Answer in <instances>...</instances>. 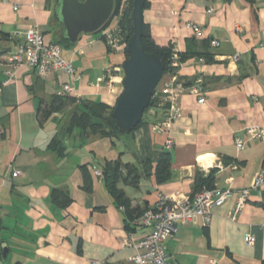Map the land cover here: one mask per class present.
Instances as JSON below:
<instances>
[{
	"label": "crops",
	"instance_id": "0c3cea01",
	"mask_svg": "<svg viewBox=\"0 0 264 264\" xmlns=\"http://www.w3.org/2000/svg\"><path fill=\"white\" fill-rule=\"evenodd\" d=\"M128 6L124 0L123 9ZM55 9L56 0H0V264H129L135 249L127 245L128 215L104 181L107 161H119L121 172L130 177L118 187L129 198L133 217L156 205L161 194L176 200L193 197L207 187L197 186V172L207 177L213 171L212 188L235 190L213 207L210 221L178 224L166 241L168 264H264V186L250 189L237 219L229 218L238 190L250 187L263 170L264 138L238 150L235 137L244 135L246 125L264 126V0H148L144 25L157 44L173 43L177 54L174 74L183 89L178 101L182 116L169 133L153 129L169 113L158 87V103L134 131L102 137L75 128L63 141L64 155L49 145L62 136L77 105L102 103L109 112L114 109L123 90L126 51L110 50L101 31L63 44V57L81 76L74 83L79 97L70 95L77 98L71 107L44 117L54 97L67 94L70 76L60 70L41 76L23 65L9 78L7 70L11 53L24 42L16 32L37 24L48 42L63 38ZM189 23L198 25L201 34ZM212 40L220 45L212 46ZM207 54L210 60L201 63ZM197 77L203 78L204 104L189 88ZM163 151L172 153L171 176L159 182L155 168ZM135 179L137 184H131ZM54 189L68 196L65 207L53 202ZM149 230L137 227L132 233L139 240ZM247 234L255 236L254 244L247 242Z\"/></svg>",
	"mask_w": 264,
	"mask_h": 264
},
{
	"label": "built area",
	"instance_id": "2783aa9c",
	"mask_svg": "<svg viewBox=\"0 0 264 264\" xmlns=\"http://www.w3.org/2000/svg\"><path fill=\"white\" fill-rule=\"evenodd\" d=\"M188 27L201 34V28L198 25L189 23ZM16 35L22 37L24 42L9 57L10 68L7 70L9 78H13L19 67L23 65L33 68L41 76L60 70L71 78V82L64 85V92L79 97L74 83L81 76L77 73L73 63L63 57L61 45L48 42L37 24L30 25L25 31L16 32ZM101 35L110 50L126 51L128 41L119 24L105 27L101 31ZM211 45L217 47L220 42L212 40ZM173 58V66H178L177 56L174 55ZM200 62L205 63L206 61L204 58H200ZM113 83H115L114 77H111L109 80L111 91H114ZM202 85L203 78L197 77L189 87L193 94L199 96V104H204L207 100L203 95ZM158 87L163 95L162 101L169 105V113L167 118L156 123L153 129L157 132L169 133L174 120L182 116L178 101L183 89L182 85L177 82V76L172 72L165 80L160 81ZM243 131V136L235 137V145L238 150L244 149L250 140H262L264 138L263 125H246ZM3 132V128L0 127V135ZM171 144L172 140L168 139L167 145L170 146ZM93 171L95 175L102 176V170L99 168L93 167ZM19 173L20 171L16 170L13 172V176L16 177ZM263 186L264 171L262 170L257 173L250 187L238 190L236 207L229 218L233 221L237 219L238 213L249 198L250 189H259ZM234 192L235 190L232 188L203 187L193 197H186L181 200L171 199L169 196L162 194L159 195L156 205L147 208L141 216L132 222L136 227H148L150 230L139 240L134 238L132 232L129 233L127 245L135 249L129 264H168L166 241L176 233L178 224H188L197 219L210 221L213 207L222 205ZM246 239L249 244H254L256 241L255 236L252 234H247ZM98 263L99 261H92V264Z\"/></svg>",
	"mask_w": 264,
	"mask_h": 264
},
{
	"label": "trees",
	"instance_id": "16d2710c",
	"mask_svg": "<svg viewBox=\"0 0 264 264\" xmlns=\"http://www.w3.org/2000/svg\"><path fill=\"white\" fill-rule=\"evenodd\" d=\"M134 1L135 0H128L129 6L127 9L123 10L124 0H115V8L113 15L105 25V27L111 25L113 20L118 15H120L118 24L122 27L124 36L128 42L130 41L133 35L131 12ZM146 6H148V0H144V8ZM55 18L58 21L56 15ZM52 42L61 45V47L63 46V44H69L68 39H66L65 37L63 38L60 37V39H57L56 41H52ZM142 42L147 52L155 54L164 62L165 74L169 72L174 73L177 70V66H173L174 63L173 57L174 55H177L174 51L173 43H170L169 45L166 46H161L157 44V42L151 35L148 26L146 25H144ZM203 58L205 59V61H207V59L210 60V55L207 54ZM157 89L158 86L154 90L149 106L145 109V112L149 108L155 106L158 103L160 98L158 95H156ZM160 96L163 95L160 94ZM160 100L162 101V98ZM74 101H77V98L72 97L68 94L64 95L63 97L55 96L52 103L47 107H45L44 117H47L50 114L62 110L66 103L68 102L73 103ZM165 106L167 107L168 105L166 104ZM142 123H143V119L132 131L138 128ZM69 126L70 127L68 128V130H66L64 135L61 133L62 136L60 137L55 136L49 145L51 150H53L59 155L65 154V145L63 144L64 143L63 141L66 136H69L74 132L75 128H79L85 136L90 134H98L102 137H112V136L122 135L119 133L117 122L113 117V108L109 112L107 110V107L102 103H82L81 105H77L73 110V118L70 121ZM171 167H172V153L170 151H163L160 154V157L158 159L155 168V175L159 182H165L170 178ZM83 169H84L87 188H90L92 186V182H91V173L90 170L88 169V165L83 166ZM212 172L213 171H211V174L207 177H205L202 173L197 172L196 174L197 186L201 188L207 185V187L212 188ZM104 173L106 174L104 175ZM103 178L109 192L115 198L118 205L126 210V214L128 215L127 229L130 232H134L137 227L134 226L132 222L137 217L141 216L144 213V211L151 206H148L145 209H143L137 216L133 217L131 215L130 200L126 196L124 190L118 187V183L121 180L128 181L130 177H128V175H125L121 172V165L119 161H116L114 163L107 161L103 164ZM131 184L136 185L137 180L136 179L132 180ZM51 197L54 203H57L63 207H65L69 201L68 196L63 191H59L57 189L53 190Z\"/></svg>",
	"mask_w": 264,
	"mask_h": 264
},
{
	"label": "water",
	"instance_id": "95a60500",
	"mask_svg": "<svg viewBox=\"0 0 264 264\" xmlns=\"http://www.w3.org/2000/svg\"><path fill=\"white\" fill-rule=\"evenodd\" d=\"M114 8L115 0H56L55 15L63 27V37L74 45L83 34L102 31ZM143 12L144 0H135L131 12L133 35L126 46L127 59L123 63V90L113 109V117L122 135L131 132L141 122L152 94L165 74L164 62L144 48Z\"/></svg>",
	"mask_w": 264,
	"mask_h": 264
},
{
	"label": "rangeland",
	"instance_id": "374dc122",
	"mask_svg": "<svg viewBox=\"0 0 264 264\" xmlns=\"http://www.w3.org/2000/svg\"><path fill=\"white\" fill-rule=\"evenodd\" d=\"M115 22V19L113 20V22L112 23H114ZM126 59H127V54H126ZM73 105V103H70V102H68V103H66L65 104V106H69V107H71ZM70 109H73V108H70ZM73 111V110H72ZM72 111H71V113L69 114V116H68V118H67V122H65V125H64V127L62 128V134L64 135L65 134V132H66V130H68V128L70 127L69 126V124H70V121L72 120V118H73V113H72ZM81 134H82V132H81ZM72 135V134H71ZM67 137H69V136H66L65 137V139L67 138Z\"/></svg>",
	"mask_w": 264,
	"mask_h": 264
}]
</instances>
